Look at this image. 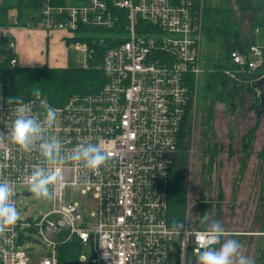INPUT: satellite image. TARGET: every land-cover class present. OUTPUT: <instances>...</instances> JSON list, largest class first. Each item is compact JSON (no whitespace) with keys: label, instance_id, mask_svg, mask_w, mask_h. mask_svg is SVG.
Instances as JSON below:
<instances>
[{"label":"built area","instance_id":"built-area-1","mask_svg":"<svg viewBox=\"0 0 264 264\" xmlns=\"http://www.w3.org/2000/svg\"><path fill=\"white\" fill-rule=\"evenodd\" d=\"M21 1H35L26 8L32 15L24 17L25 10L11 7L1 36L12 29L61 33L64 43L82 54L81 69L101 75L91 91L73 93L62 104L39 95L25 102L34 113L46 106L57 109L52 131L65 152L87 140L107 148L110 160L99 172L66 165L65 183L51 209L34 220L19 218L0 236V264H30L24 239L48 252L36 264H60L61 247L74 239L75 264H84L80 250L87 246L89 264H175L177 258L178 264H196V234L204 230L184 221V231L177 234L167 221V192L199 77L211 72L201 67L205 1ZM228 62L234 70L223 73L259 100L255 83L264 78V47L254 43L233 50ZM17 64L15 57L8 62L0 57V132H7L15 115V106L4 98L3 68ZM42 162L35 149L24 152L8 140L0 144V181L13 184L15 206L19 196L31 195L28 177ZM68 187L92 194L95 208L89 217L83 204L66 200ZM27 232L37 238L25 237Z\"/></svg>","mask_w":264,"mask_h":264},{"label":"rangeland","instance_id":"rangeland-1","mask_svg":"<svg viewBox=\"0 0 264 264\" xmlns=\"http://www.w3.org/2000/svg\"><path fill=\"white\" fill-rule=\"evenodd\" d=\"M6 1L2 0L1 5ZM204 1L205 6L208 7L223 5L222 0ZM228 2L240 25L237 39L244 44L245 40L252 38L251 44L256 43L264 47V17L257 14L250 20L248 15L237 12L233 0ZM13 4L25 10L24 17L32 15L31 8L26 9L24 5ZM252 32L253 37H251ZM0 38L6 40L1 34ZM22 41L24 46L18 38L16 39V50L14 41L11 40L6 41L5 46L1 48L5 49L7 46L10 48L12 45L11 52L15 50L17 54L19 47L27 52L35 50L38 56L47 57V64H44L47 67L50 66L52 56L63 53L67 60V68L82 67V54L69 43L54 42L48 35L38 40L42 46L32 47L31 40L25 38ZM223 55L220 40L217 37L212 40L207 39L203 33L201 67L205 71H212V63ZM18 64L16 66H23L26 63L18 62ZM226 65L224 70H234L228 60ZM223 75L232 82V86L240 90L241 98L236 102L238 109L229 113L226 104L216 100L213 105L210 132H205L208 130L203 125L206 108L203 89L205 73H202L195 100L184 119L183 128L188 134L181 139L179 157L176 161V171L183 177L186 189L184 221L190 228L202 230H205L206 226L200 222L201 213L202 217L208 215L212 220L220 221L226 230V236L222 241L223 239L238 240L243 246L242 253L250 258L251 264H264V111L258 114L254 110H247L248 103L252 102V96L249 92L248 96L246 95L244 86H241L239 81L230 79L224 73ZM236 79L239 80L237 76ZM209 97L214 99L216 95L210 94ZM256 103L254 102V105L259 107V100L258 104ZM206 148L212 153L206 152ZM26 190L30 192L29 187ZM65 197L68 202L83 204L84 214L87 217L94 211L95 200L92 194L80 195L78 188L68 187L65 190ZM16 208L19 218L34 220L51 209V201L38 200L31 193L29 197L19 196L16 199ZM24 236L30 239L37 238L29 232ZM23 248L30 257V264H36L39 258L48 255L42 246L33 244L28 239L23 240ZM80 255L84 257V264H89L88 246L80 250Z\"/></svg>","mask_w":264,"mask_h":264},{"label":"trees","instance_id":"trees-1","mask_svg":"<svg viewBox=\"0 0 264 264\" xmlns=\"http://www.w3.org/2000/svg\"><path fill=\"white\" fill-rule=\"evenodd\" d=\"M223 5L221 7H204V19H203V33L207 39H213L217 37L220 40L221 48L224 53L222 58L212 63L211 73H207L204 76V106L206 111L204 113L203 125H205V132H210V123L213 115V105L216 100L220 103L226 104L229 113L238 109L237 100L241 98L240 90L235 86H232V82L227 77H224L223 70L227 67V60L231 51L239 49L242 42L238 40L239 23L236 20L234 11L229 7L228 0H222ZM18 3L28 7H34V3L24 2L19 0H7L5 4L0 5V27L6 28L8 26L7 16L8 9L14 6H18ZM237 12L242 15H248L249 13L254 18L259 14L264 17V0H233ZM226 5V6H225ZM19 7V6H18ZM24 16V13L22 14ZM21 11L18 13L19 18H23ZM255 23V21H254ZM3 37V36H1ZM8 37V38H7ZM4 37L6 40L0 38V57H4L6 62L13 57V53H9L7 46L5 49L1 46H5L9 40L13 39L9 36ZM4 41V43L2 42ZM7 41V42H6ZM250 41L247 43L249 44ZM251 44V43H250ZM240 45V46H239ZM264 69V66H263ZM101 81V75L96 70H83L79 69H52L47 66L40 67H7L3 68V90L4 98L7 99L12 96H22L24 100H28L33 96H42L43 98L51 101L54 104H62L66 98L76 92L91 91V85L93 82ZM248 96L249 90L244 88ZM210 94L216 95L214 99L209 97ZM210 101V102H209ZM255 98L252 102L248 103L247 110L257 111L258 105H254ZM182 127L180 135L181 139L187 135ZM246 149V145H244ZM206 152L212 153L211 150L206 148ZM179 152L177 153V158ZM176 158V161H177ZM176 162L172 169L169 171V184L167 192V204L168 224L173 227V222L184 223V204H185V183L183 177L176 171ZM202 218V213L200 215ZM79 252V247L75 239L61 247L59 253L60 264H75V256ZM61 257V259H60Z\"/></svg>","mask_w":264,"mask_h":264},{"label":"clouds","instance_id":"clouds-1","mask_svg":"<svg viewBox=\"0 0 264 264\" xmlns=\"http://www.w3.org/2000/svg\"><path fill=\"white\" fill-rule=\"evenodd\" d=\"M14 105V118L7 132H0V144L10 141L18 149L39 152L42 164L35 167L28 177L33 196L40 200L54 201L65 183L66 165L75 163L84 169L99 172L110 160L107 148L88 142L79 143L72 151L65 152L62 142L53 134L57 121V109L46 106L41 113H34L22 96L7 99ZM15 188L11 182L0 181V236L13 228L19 220V212L13 201ZM205 230L196 234L198 245L196 264H251L242 253V244L236 239H223L226 230L222 223L208 215L201 218ZM177 234L184 231L183 222H173ZM187 235V233H185ZM219 245V247H215Z\"/></svg>","mask_w":264,"mask_h":264},{"label":"crops","instance_id":"crops-1","mask_svg":"<svg viewBox=\"0 0 264 264\" xmlns=\"http://www.w3.org/2000/svg\"><path fill=\"white\" fill-rule=\"evenodd\" d=\"M253 17L254 16L252 14H250V13L248 14V18L250 20H252ZM251 31H253V29ZM47 35L48 34H46L43 31H40V30L12 29V30H9V32H8V36H10L14 41L15 50H16V45H17L16 44L17 38H18V40L22 46H24L23 41H22L23 38H25V40H28V41L31 40V42L33 43L32 47H34L37 45L42 46V43L39 42L38 40L39 39L42 40L43 37L47 36ZM49 35L48 36L50 39H52V41H54V42L59 41V42L64 43L62 40V34L61 33H53V34H49ZM251 37H253V32H252ZM34 38H36V39H34ZM251 40H252V38H251ZM251 40H249V39L245 40L244 44L242 43L241 46L239 45L240 48L242 47L245 50L247 47H249L251 45L250 43L247 44ZM252 44H254V43H252ZM15 50L12 53H13V57L16 58L17 63L18 62L26 63V64H23V66H21V67H40V66H44V64H47V57L38 56V52L35 50H32V51L30 50V52H27V50L21 49V47H19L18 54H17V52L15 53ZM66 61L67 60L63 56V53L55 54V56H52V60L50 61L49 68H52V69L67 68V62ZM19 64L22 65L21 63H19Z\"/></svg>","mask_w":264,"mask_h":264},{"label":"water","instance_id":"water-1","mask_svg":"<svg viewBox=\"0 0 264 264\" xmlns=\"http://www.w3.org/2000/svg\"><path fill=\"white\" fill-rule=\"evenodd\" d=\"M9 53L11 50L8 51ZM256 87L260 91V97H259V107L257 108L258 114L262 113L264 111V78L258 79L255 83ZM28 195V194H25ZM175 249H176V254H179V248L174 244ZM175 264H178V258L175 261Z\"/></svg>","mask_w":264,"mask_h":264}]
</instances>
